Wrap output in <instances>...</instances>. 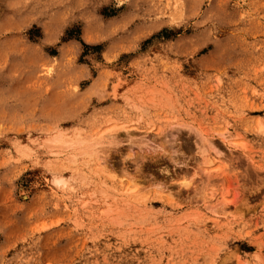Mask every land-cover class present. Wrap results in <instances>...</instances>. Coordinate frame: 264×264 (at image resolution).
Instances as JSON below:
<instances>
[{"label": "rangeland", "instance_id": "obj_1", "mask_svg": "<svg viewBox=\"0 0 264 264\" xmlns=\"http://www.w3.org/2000/svg\"><path fill=\"white\" fill-rule=\"evenodd\" d=\"M244 262L264 264V0H0V264Z\"/></svg>", "mask_w": 264, "mask_h": 264}, {"label": "bare ground", "instance_id": "obj_2", "mask_svg": "<svg viewBox=\"0 0 264 264\" xmlns=\"http://www.w3.org/2000/svg\"><path fill=\"white\" fill-rule=\"evenodd\" d=\"M219 137H221L223 140H226V139H229L231 136L225 132V133H220ZM44 143L45 144H49L48 148L51 150V149H57V148H66L67 149V148H71V147H74V146H80V145H82L83 141L78 138L77 134H75L74 136H71V137H67L66 135H64L63 132H58L57 134H54V135L48 137L47 139H45ZM90 151H91V147L90 146H84L81 154L83 156H87V157L91 158L92 155H91ZM53 184L55 186L61 187V188L64 186V182L60 178H55L53 180ZM127 190H129V191H127V193L128 192L130 193L131 189L128 188ZM130 194H127L125 196L127 198H129L131 196ZM131 198H132V200H137L138 199V198H135V197H131ZM243 264H248V263L244 262Z\"/></svg>", "mask_w": 264, "mask_h": 264}]
</instances>
